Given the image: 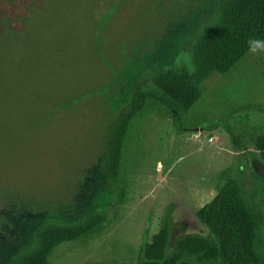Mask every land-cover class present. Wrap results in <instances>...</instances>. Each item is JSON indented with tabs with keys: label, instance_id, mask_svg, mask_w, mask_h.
I'll return each instance as SVG.
<instances>
[{
	"label": "rangeland",
	"instance_id": "rangeland-1",
	"mask_svg": "<svg viewBox=\"0 0 264 264\" xmlns=\"http://www.w3.org/2000/svg\"><path fill=\"white\" fill-rule=\"evenodd\" d=\"M213 3L0 0V198L13 193L17 202L0 201V264L27 245L42 220L34 202L67 196L78 183L79 207L109 203L100 170L81 171L102 149L114 67L124 65L123 81L145 65L184 62L191 69L190 43ZM200 89L181 112V129L156 102L133 118L122 151V204L100 231L58 244L49 264H141L166 226L168 249L184 236L210 238L196 213L230 179L240 183L259 220L254 248L261 253L264 160L255 139L264 129V51H247Z\"/></svg>",
	"mask_w": 264,
	"mask_h": 264
},
{
	"label": "trees",
	"instance_id": "trees-1",
	"mask_svg": "<svg viewBox=\"0 0 264 264\" xmlns=\"http://www.w3.org/2000/svg\"><path fill=\"white\" fill-rule=\"evenodd\" d=\"M257 38L264 39V0H214L206 24L190 43L191 69L184 62L171 66L145 65L132 71L130 81H123L120 75L124 65L114 67L112 84L104 96L111 112L104 129L102 149L96 163L81 171L86 175L94 168L100 170L109 203L91 210L79 207L78 183L67 196L34 202L38 205L35 217L42 220L31 230L27 245L14 249L5 264H49L51 252L61 242L103 229L125 197L122 151L133 118L156 102L168 110L175 129H181V112L200 97L201 83L213 72L223 73L232 68L247 52V41ZM105 62L109 67L106 59ZM75 101L64 105L70 106ZM255 148L264 160V129L255 139ZM6 194L0 201L16 205L14 194ZM58 211L64 217L57 216ZM196 214L212 237L184 236L168 249L169 228L166 226L146 247L141 264H187L182 259L184 255L194 256L198 261L218 260L221 264H264V244L261 253L254 248L259 220L238 181L228 180ZM25 216L28 218L21 216L22 222Z\"/></svg>",
	"mask_w": 264,
	"mask_h": 264
},
{
	"label": "clouds",
	"instance_id": "clouds-1",
	"mask_svg": "<svg viewBox=\"0 0 264 264\" xmlns=\"http://www.w3.org/2000/svg\"><path fill=\"white\" fill-rule=\"evenodd\" d=\"M247 51L249 54H258L264 51V39H249L247 41Z\"/></svg>",
	"mask_w": 264,
	"mask_h": 264
}]
</instances>
